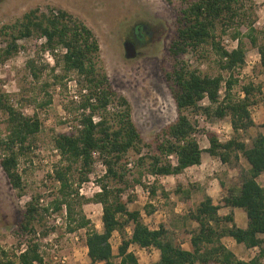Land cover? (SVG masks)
<instances>
[{"label":"trees","instance_id":"16d2710c","mask_svg":"<svg viewBox=\"0 0 264 264\" xmlns=\"http://www.w3.org/2000/svg\"><path fill=\"white\" fill-rule=\"evenodd\" d=\"M181 3L176 18V35L169 46L172 67L165 70L176 103L177 118L164 127L152 142H146L136 126L130 101L112 87L100 64L98 39L78 16L61 8L50 7L44 11L36 7L14 23L0 27V32L7 37L5 47L0 50L1 62L19 50V40L40 34L45 39L43 47L46 50L55 52L61 49L62 52L52 68L55 82L63 83L75 72L80 88L86 90L76 106L79 111L77 120L82 127L77 132L59 133L54 137L64 165L56 169L60 187L50 207L61 211L65 206L70 231L86 228V245L92 264H115V258H120V264H142L135 252L129 250L132 243L159 250V259L151 264H264V185L258 181L264 173V132L257 133L250 142L240 135L241 131L255 125L250 107L256 103L261 86L253 82L241 85L244 97L235 92L241 81L239 72L247 57L244 37L258 47L264 66V43L260 42L256 27L255 1L181 0ZM225 35L238 40V46L227 48L223 44ZM63 49H66L65 52ZM209 51L215 54L220 69L215 75L203 72L185 58L187 54L207 57ZM26 65L34 80H39L46 68L34 59H28ZM59 68L60 73H57ZM50 85L45 81L43 87L46 89ZM222 88L225 89L224 96L220 92ZM205 99H208V104H202ZM51 102L52 96L48 95L40 105L45 107ZM112 103L118 106L113 112L108 109ZM0 112L7 114L4 122L6 135L0 137V150L5 152L0 163L12 186L20 191L23 179L17 168L19 158L36 144L42 121L37 112L27 115L13 105L1 84ZM198 113L206 114L213 121L230 119L234 135L227 141H221L215 132H209V146L201 147L197 138L199 124L194 118ZM97 115L100 119L95 121ZM95 151L104 157L106 180L102 183L101 192L90 198L81 197L78 189L74 188L72 178L77 172L80 183L89 179ZM204 152L231 168L237 167L242 159L249 166L242 169L239 182L234 186H227L221 181V187L226 191L222 203H214L206 195L193 208L192 190L197 185L177 184L174 192L189 207L183 219L197 223L190 231L191 249H186L174 228H168L163 223L158 228H150L142 211L130 208L136 196L128 194L125 197V194L141 183L147 174L179 175L190 166L200 165ZM130 153L137 155L135 170L138 173L135 175H130L134 170L127 168ZM171 154L177 156L176 164L169 159ZM112 181L118 186H112ZM158 192L169 198L170 192L156 180L150 186V197L154 198ZM38 201L33 199L26 205L19 225L22 234L36 235V220H42L50 210L49 206H41ZM91 201L102 204V231L91 227V220L81 209L83 204ZM223 206L244 209L247 226H238L232 212L220 214ZM144 210L151 214L156 207L147 202ZM129 226H132L130 236L127 235ZM116 231L122 235L117 253L111 243ZM225 236L233 237L247 248L259 247L258 254L250 260L238 258L223 243ZM26 245V249L17 255V261L0 241V264H46L40 243L35 238H30Z\"/></svg>","mask_w":264,"mask_h":264},{"label":"rangeland","instance_id":"374dc122","mask_svg":"<svg viewBox=\"0 0 264 264\" xmlns=\"http://www.w3.org/2000/svg\"><path fill=\"white\" fill-rule=\"evenodd\" d=\"M254 1L256 27L259 29L260 42L264 43V0ZM36 7L44 11L50 7L56 10L65 9L78 16L94 31L100 44V64L106 71L112 87L130 101L133 120L146 142H152L164 127L176 120V103L165 70L172 67L173 57L169 53V46L176 35V18L182 7L181 0H172L171 3L167 0H0V27L14 23L25 12ZM126 40L135 43L136 57H126L124 47ZM6 41L7 37L0 32V50L5 47ZM44 41L40 34L23 38L18 42L19 50L11 57L0 61V84L9 94L11 103L27 115L37 112L42 121L36 144L27 154L19 158L17 168L23 179L22 190L19 191L12 186L0 163V241L2 247L17 261V255L23 245L27 244L30 238H35L40 243L46 264H62L61 259L64 256L67 257L66 264H92L86 246V228L70 231L68 228L70 220L66 216L65 206L61 211H55L50 207L60 187V181L56 178V169L64 165L55 146L54 137L59 133H70L72 129L67 127L77 125L79 111L76 108L77 103L71 99L68 92V83L71 78H77L78 75L73 72L64 79L63 83H56L52 68L62 52L61 49L55 52L46 50L43 47ZM244 42L247 48L246 63L239 72V77L243 75L242 78L240 77L242 83L240 81L235 92L248 82H255V85L261 86V92H257L256 95V103L250 107L255 125L247 131L240 132L241 138L250 142L257 133L264 132V66L261 63L258 47L252 45L248 37H244ZM223 44L231 49L238 46V40L225 35ZM47 52L50 55H47ZM185 58L200 67L203 72L215 75L220 71L212 51L208 52L207 57L198 58L193 54H187ZM28 59H34L36 63L46 67L39 80L31 77L26 65ZM57 73H60V68ZM45 81L51 84L46 89L43 87ZM224 91L225 89L222 88V96ZM48 95L52 96V102L42 107L40 102ZM30 98L31 100H26ZM204 101L205 104L209 103L207 99ZM110 107L111 112L118 109L116 103H112ZM194 118L199 119L197 138L203 148L210 144L209 132L217 134V131L225 127L231 129V136L234 135L230 119L213 121L204 113L195 114ZM6 119L7 114L0 112V137L6 135L4 124ZM4 153L0 150V160ZM203 155L208 157L206 152ZM96 156L93 155L91 172H95L92 177H96L94 182L99 185L106 180V174L97 176L102 172L99 163L104 157ZM129 156L128 162H136V154L130 153ZM172 161L177 163L176 156ZM209 165L213 167L215 176L218 175L222 180L228 181L227 164H223L218 158L215 161L211 156ZM248 166L247 161L242 159L236 169L233 167L238 173L237 179H240L242 169ZM51 168L53 173L49 172ZM127 168L134 170L129 173L130 175L138 173L135 166L132 168L127 165ZM142 179L135 188L128 189L125 197L128 194L135 195L136 199L130 203V208L134 210L140 208L139 210L145 213L143 211L145 195L142 186L146 187L147 183L144 177ZM72 180L74 188L79 191L81 184L77 172ZM159 183L161 184L160 180ZM167 183L168 186L176 185L175 180ZM260 183L264 185V180L261 179ZM111 185L118 186L115 181H112ZM95 193L93 189H88L87 194H81L79 191V196L90 198ZM33 199L39 200L41 206H49L50 210L45 213L42 220H36V235L22 234L19 225L27 203ZM81 209L91 220V227L102 231V204L91 201L83 204ZM145 218L147 217L144 216ZM131 230L132 226H129L128 236L131 235ZM121 241L122 235L115 232L111 238L115 253L118 252ZM54 244H58V247L55 248ZM258 252L259 248L248 252L246 250L241 256L252 259ZM149 254L150 252H144L139 253L138 256L150 257L152 263L154 257ZM141 261L145 262L143 259ZM115 264H120L119 258H115Z\"/></svg>","mask_w":264,"mask_h":264},{"label":"crops","instance_id":"0c3cea01","mask_svg":"<svg viewBox=\"0 0 264 264\" xmlns=\"http://www.w3.org/2000/svg\"><path fill=\"white\" fill-rule=\"evenodd\" d=\"M205 146V148H207ZM208 157L204 156L202 157V163L200 165H193L188 168H186L181 174L179 175H166L163 176V179H161V185L165 188L166 191L170 192L169 198H166L165 196L161 195V200L157 199V196L154 198L147 197L144 193L145 202H143V205H145L147 202L153 203V205L156 207V210L148 214L145 210V213H143L145 218V222L149 225L150 228H158L160 224H165L168 228H174L179 235L180 241L182 242L183 247L186 249H191V229L195 228L197 226L196 222H192L191 220L183 219V216L189 212L188 205L180 198V195L176 194L174 192L175 186L179 182L183 183L185 186H188L189 183L197 185V188L192 190V196H191V205L193 208H195L206 195L210 196L214 203H222V199L224 197L225 191L221 187V181L225 182L227 186H234L235 183L239 182V179L236 177L238 176L237 171L235 169L227 167L229 170L228 173V181L222 180L221 177H218V175L215 176V172L213 167L209 165L210 163V154L206 152ZM216 161V158H214ZM206 164V166H205ZM214 175V176H213ZM264 180V173L261 174L258 177V181ZM175 180L176 185L170 184L168 186L167 181ZM229 183V184H228ZM139 190H137L138 192ZM138 195V193H137ZM140 209V208H139ZM142 211V210H141ZM233 213L235 223L240 227H246L247 226V214L244 211V209L240 207L230 208L223 206L220 208L219 213L222 215H226L229 213ZM100 231V230H99ZM117 232V231H116ZM115 233V232H114ZM223 243L232 250L240 259L244 260H250L245 259V257L241 256V254L246 253V250H253V248H247L243 243L237 242L233 237L231 236H225L222 238ZM112 243V242H111ZM87 246V245H86ZM113 246V244H112ZM119 247V245H118ZM88 249V248H87ZM114 249V246H113ZM129 250L135 252V254L138 256V254L142 253H148L150 252V256L154 257V261H157L160 257V252L158 249L154 247L150 248H142L138 246L137 244H131ZM245 250V251H244ZM153 253V254H152ZM152 254V255H151ZM142 258H139V261L142 264H151L150 257L147 256H141ZM145 260L143 263L141 260ZM152 262V263H153ZM120 263V258H119ZM96 264H104L103 262H99ZM199 264V263H196Z\"/></svg>","mask_w":264,"mask_h":264},{"label":"built area","instance_id":"2783aa9c","mask_svg":"<svg viewBox=\"0 0 264 264\" xmlns=\"http://www.w3.org/2000/svg\"><path fill=\"white\" fill-rule=\"evenodd\" d=\"M65 50L66 49H63V52H65ZM47 55H50V53L49 52H47ZM51 58H52V56H51ZM241 78L243 77V75H241L240 76ZM241 83H242V81H241ZM254 84H255V82H254ZM68 92H69V94H70V96H71V99L72 100H74L76 103H79L80 101H81V99H82V96H83V94L86 92V90L85 89H81L80 88V85H79V83H78V81H77V78L76 77H74V78H71L70 80H69V83H68ZM221 92V91H220ZM238 93V96H240V97H244V91L241 89V87H240V89H239V91L237 92ZM206 100V99H205ZM208 100V99H207ZM202 104H205V101H203L202 102ZM111 107H109L108 109H110ZM100 119V117L97 115V116H95L94 117V120L95 121H98ZM197 121H198V123H199V119L197 118ZM82 127V124L80 123V121L79 120H77V125L76 126H73V125H70L69 127H67L68 129H72V133L73 132H77V130L78 129H80ZM198 128H199V125H198ZM232 128V127H231ZM233 129V128H232ZM70 132V133H71ZM220 133H221V135H220ZM217 135H218V137H219V139L221 140V141H227V140H229V139H231V129H225V127H224V129H222V130H219V131H217ZM58 150V149H57ZM93 155L95 156V157H97L96 155H101L100 154V152L99 151H95L94 153H93ZM174 156H176L175 154H171V155H169V159L172 161V158H174ZM176 158H177V156H176ZM44 161L47 163V160L46 159H44ZM172 163H174L175 164V162L174 161H172ZM129 167H132L133 168V166H135V162H128V164H127ZM99 167L102 169V172H101V174L99 173L97 176L98 177H101V176H103V175H105L106 173H107V166H106V163H105V161H104V159H102L101 160V162L99 163ZM20 172V171H19ZM49 172L50 173H53V168H51L50 170H49ZM95 173V172H94ZM93 171L89 174V179L88 180H86V181H84V182H82V183H80L81 185H80V187H79V191H80V193L81 194H87V190L88 189H93V192L95 193V192H101L102 191V184H99V185H96L95 184V182H94V179L96 178L95 176L94 177H92L93 176ZM21 174V173H20ZM163 178V176H155V175H152V174H147V175H145L144 176V181L147 183V186L146 187H144V186H142V191H143V193L147 196V197H149L150 196V186L156 181V180H161ZM45 181H47V179H45ZM144 187V188H143ZM157 199H159V200H161V195H160V192H158V194H157ZM102 214H103V212H102ZM54 246H55V248H57L58 247V244H54ZM26 247H27V245L26 244H24L23 245V248H22V250L21 251H24L25 249H26ZM257 248H259V247H254V249H257ZM61 262H62V264H66V262H67V257L66 256H64L62 259H61Z\"/></svg>","mask_w":264,"mask_h":264},{"label":"water","instance_id":"95a60500","mask_svg":"<svg viewBox=\"0 0 264 264\" xmlns=\"http://www.w3.org/2000/svg\"><path fill=\"white\" fill-rule=\"evenodd\" d=\"M125 55L127 58H134L137 55L136 45L132 40H126L124 43Z\"/></svg>","mask_w":264,"mask_h":264}]
</instances>
